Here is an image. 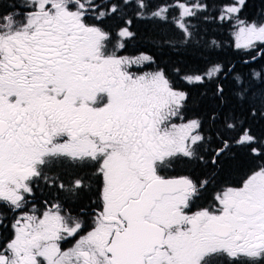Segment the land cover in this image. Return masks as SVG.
Listing matches in <instances>:
<instances>
[{
    "label": "snow or ice",
    "instance_id": "6c2138e0",
    "mask_svg": "<svg viewBox=\"0 0 264 264\" xmlns=\"http://www.w3.org/2000/svg\"><path fill=\"white\" fill-rule=\"evenodd\" d=\"M257 125L264 0H0V264H264Z\"/></svg>",
    "mask_w": 264,
    "mask_h": 264
},
{
    "label": "trees",
    "instance_id": "16d2710c",
    "mask_svg": "<svg viewBox=\"0 0 264 264\" xmlns=\"http://www.w3.org/2000/svg\"><path fill=\"white\" fill-rule=\"evenodd\" d=\"M251 11H252V8L250 7L249 14L251 13ZM153 27H154V25H150V24H147V23H141V24L137 25V28L141 32H143L145 29H149L150 30ZM210 34L217 35L221 40H223L224 46H225V48H227V46H228V40H227L228 32H226L223 28H217V27L213 26L211 28V33ZM132 46L135 47V44L132 45ZM223 57L224 58H231V53L225 52V53H223ZM254 131L257 132V134H259L261 132H264V126L257 125V126L254 127Z\"/></svg>",
    "mask_w": 264,
    "mask_h": 264
}]
</instances>
